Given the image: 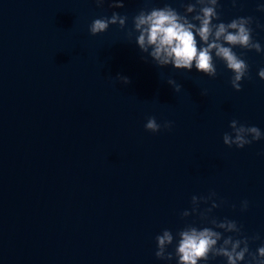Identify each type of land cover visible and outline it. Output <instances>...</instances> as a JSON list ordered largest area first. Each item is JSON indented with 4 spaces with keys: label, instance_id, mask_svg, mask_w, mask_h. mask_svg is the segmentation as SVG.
Masks as SVG:
<instances>
[{
    "label": "water",
    "instance_id": "water-1",
    "mask_svg": "<svg viewBox=\"0 0 264 264\" xmlns=\"http://www.w3.org/2000/svg\"><path fill=\"white\" fill-rule=\"evenodd\" d=\"M193 2L0 0V264H177L156 258L155 238L210 227L181 216L210 193L200 211L215 201L210 217L235 221L250 252L264 245V139L223 143L232 120L264 134V52L234 49L249 66L237 92L218 60L209 78L157 67L136 45L140 10L167 4L183 15ZM260 5L219 0L217 12L224 23L252 17L264 49ZM113 12L128 17L125 28L92 36V21ZM153 116L171 129L146 131Z\"/></svg>",
    "mask_w": 264,
    "mask_h": 264
},
{
    "label": "clouds",
    "instance_id": "clouds-1",
    "mask_svg": "<svg viewBox=\"0 0 264 264\" xmlns=\"http://www.w3.org/2000/svg\"><path fill=\"white\" fill-rule=\"evenodd\" d=\"M97 6H102L105 0H95ZM237 0H232L235 6ZM219 0H194L185 7L181 15L170 5L162 8L140 10L132 18L133 30L136 36V45L141 53L147 54L152 62L160 68L172 66L175 70L191 71L193 68L209 78L217 76V68L214 61L222 62L231 72L230 80L232 88L240 92L241 82L248 77L249 66L241 55L234 51L236 48L256 53L264 52L259 42L253 39L251 24L252 17H238L228 23L220 20L217 12ZM112 8H123L124 0H112ZM257 11L264 12V5H260ZM190 17V18H189ZM128 20L127 16H121L113 12L111 17L97 18L89 25L92 36L105 33L110 26H119L123 30ZM214 21H218L214 23ZM198 38V39H197ZM260 80L264 81V68L258 72ZM124 85L130 83L125 76H118ZM168 84L174 87L176 92L181 90V85L175 80L169 79ZM172 124L165 122L158 124L156 118L149 117L145 124V130L153 134L161 129L170 130ZM229 127L231 133L223 135V143L231 148L243 149L246 145L264 139V134L256 126H246L232 120ZM215 196L210 193L208 197L193 196L191 200V213L184 211L181 216L187 218L198 215L201 222L210 225L197 227L194 224H186L176 233L164 229L156 236L157 250L155 256L158 260L177 259V264H208L209 260L223 258L226 264H264V245L255 253L250 252L249 238L242 236L241 228L233 220L224 219L218 221L210 217L213 209L219 207L215 201L211 207L200 211V204H207ZM248 202L243 201L241 211H246ZM218 229L219 231H217ZM232 233L233 235H224ZM256 235L252 241L258 240ZM175 247L169 252L170 246Z\"/></svg>",
    "mask_w": 264,
    "mask_h": 264
}]
</instances>
